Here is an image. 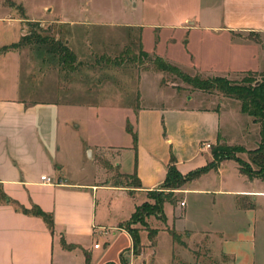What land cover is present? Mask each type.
Listing matches in <instances>:
<instances>
[{
    "label": "crops",
    "instance_id": "0c3cea01",
    "mask_svg": "<svg viewBox=\"0 0 264 264\" xmlns=\"http://www.w3.org/2000/svg\"><path fill=\"white\" fill-rule=\"evenodd\" d=\"M202 9L200 20L182 26L187 34L206 35L198 63L185 74L233 80L263 72L264 0H204ZM191 40L185 38L193 58ZM141 44L181 71L155 52L156 44L148 50L142 37ZM5 56L19 80L17 52L0 53ZM164 70L138 71L121 126L130 134L125 145L83 142L76 113L90 106L82 102L38 101L22 93L19 81L14 88L21 94L0 96V264H264V176L246 173L234 157L173 189L163 218L149 215L148 226L138 230L140 248L133 252L124 224L137 206L153 203L148 192L163 184L169 165L183 176L207 165L213 157L206 141L239 148L235 157L253 169L250 151L264 129L238 99L181 89L164 80ZM100 156L137 182L100 180L108 172L97 164ZM85 159L91 160L88 174ZM32 205L51 214L52 226L22 210Z\"/></svg>",
    "mask_w": 264,
    "mask_h": 264
},
{
    "label": "rangeland",
    "instance_id": "374dc122",
    "mask_svg": "<svg viewBox=\"0 0 264 264\" xmlns=\"http://www.w3.org/2000/svg\"><path fill=\"white\" fill-rule=\"evenodd\" d=\"M203 1L13 0L10 5L9 0H0V53L7 50L3 45L18 41L21 35L46 37L42 38L46 42L26 38L21 46L8 49L17 52L19 80L13 73L11 58H0V96L21 94L14 88L15 81H19L22 93L38 101L82 102L90 106L76 113L83 142L85 137L90 144L111 139L122 145L130 143V134H126L121 126L124 125L126 108L133 105L130 102L136 75L145 67L160 68L155 57L140 52L141 37L146 49L150 50L156 44L155 52L167 54L185 74L193 63H198V45L205 34L201 30H191L187 34L182 26L190 24L191 20H200ZM29 21L38 24L30 25ZM186 37L192 39L193 58L186 52ZM54 39L66 43L76 55L75 58L69 57L63 66L58 55L50 50L49 42ZM164 71V80L177 87L184 86L181 89L187 91L200 89L178 72ZM247 77L260 80L262 74L239 73L228 81L244 85ZM151 86L152 83L145 86V93ZM210 92L227 96L217 87L210 88ZM160 93L163 95L164 92ZM157 98V95L153 97L154 100ZM129 126L127 124V128ZM224 126L228 127V124ZM260 126L263 128L264 123ZM212 147L210 145V151ZM235 153L231 154L235 157ZM84 162L88 174L92 170L91 160L85 159ZM97 164L109 172L99 174L100 180L133 182L132 176L118 175V169L109 162L107 164L102 156L97 158ZM254 167L253 171L257 169L256 165ZM180 186L175 185L173 189ZM160 189L163 194L173 197L171 186ZM171 208L172 205H167L166 211L170 212ZM146 218L142 216V220L130 221L128 226L137 230L141 226L147 227Z\"/></svg>",
    "mask_w": 264,
    "mask_h": 264
},
{
    "label": "trees",
    "instance_id": "16d2710c",
    "mask_svg": "<svg viewBox=\"0 0 264 264\" xmlns=\"http://www.w3.org/2000/svg\"><path fill=\"white\" fill-rule=\"evenodd\" d=\"M14 2L13 0H9V4L12 5ZM30 25L38 24L36 22H28ZM26 38L34 39L36 37L21 35L18 41L11 42L9 44L3 45L4 49H11L14 47L21 46L23 44V40ZM43 37H37L34 41L36 42H46ZM51 44L50 50L53 51L58 55V59L60 64L63 66L69 57L75 58V53L69 49L68 45L58 39L51 40L49 42ZM141 53L147 54L144 50H140ZM155 59L158 60L160 63V68L162 69H169L179 74L183 75L184 79L191 82L195 87L200 89L210 90V88L217 87L227 96H231L236 98L241 103V110L249 115H251L255 121L262 123L264 119V71L261 72L262 77L260 80H257L256 77H247L246 84L244 85H237L231 84L230 81L225 79L222 76H215L212 79H199L198 76H189L187 74H182L181 71L175 67L174 65L169 64L165 60H163L160 56H155ZM136 140L135 137H133ZM239 150V148L234 146H228L223 144L214 145L211 148V153L213 155V160L208 163L207 165L189 172L185 176L181 175L179 171L175 168L173 164L169 165L167 169L166 178L161 184L160 188H171L173 189L175 185H182L185 181L193 179L194 177L198 176L200 173L206 171L209 168L216 166V164L223 158L227 157H234L232 152ZM237 161L240 162L241 166L243 167V171L248 174H256L264 176V129L261 130V140L258 144V147L252 151H250V161L252 164L257 166L255 171L252 170L251 165L243 160L234 157ZM173 160V158H171ZM130 176L133 178V182H137V177L133 173ZM155 189L148 192L149 197L154 200L153 203L143 202L141 205L137 206L135 212L133 213L131 219L124 224L126 230L130 233L133 239V252L138 253L140 248L139 243V231L134 228H130L128 223L130 221H139L142 220V216L146 217L149 215H155L159 218H163V203L165 200L172 199V196L163 194L161 189ZM179 188V187H175ZM22 210L26 213H33L35 215L41 216L49 226H52V216L50 213L44 212L39 206L32 205L29 209L22 208ZM155 230H150L149 233H154ZM173 237H176L173 234Z\"/></svg>",
    "mask_w": 264,
    "mask_h": 264
},
{
    "label": "built area",
    "instance_id": "2783aa9c",
    "mask_svg": "<svg viewBox=\"0 0 264 264\" xmlns=\"http://www.w3.org/2000/svg\"><path fill=\"white\" fill-rule=\"evenodd\" d=\"M203 146H204L205 148H209V147H210V144H209L208 142H207V143H203ZM44 180H45L46 182H48V183L51 182V178H49V177H45ZM181 204H183V203H181Z\"/></svg>",
    "mask_w": 264,
    "mask_h": 264
}]
</instances>
